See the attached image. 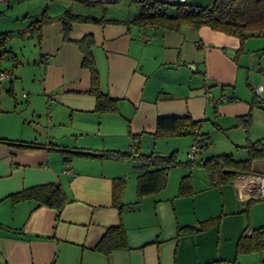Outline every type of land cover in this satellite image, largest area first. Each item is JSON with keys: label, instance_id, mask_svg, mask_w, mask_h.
<instances>
[{"label": "crops", "instance_id": "1", "mask_svg": "<svg viewBox=\"0 0 264 264\" xmlns=\"http://www.w3.org/2000/svg\"><path fill=\"white\" fill-rule=\"evenodd\" d=\"M211 2L183 3L203 8ZM140 7L136 0H119L99 11L75 13L118 22L72 23L69 41L64 40L59 20L67 9L48 13L40 30L30 32L37 35L43 69L36 93L42 106H35L30 94L21 97L29 100L25 111L31 107L37 117L46 114L45 126L31 124V119L26 123L24 116L16 118L18 95L12 82L16 74L12 68L0 70L12 76L0 78V264H252V259L246 261L252 253L235 252L237 239L255 229L240 215L239 208L248 199L236 181L238 175L230 184L213 187L201 164L212 155L246 157L240 116L251 115L250 141L264 139V108L256 104L253 92L256 85L264 88V47L246 50L248 38L240 50L238 38L206 25L140 28L132 24ZM173 10L170 7L167 13ZM88 34L94 40L100 90L117 101L116 112L94 111L89 72L81 67L82 54L75 43ZM5 95L14 107H5ZM158 117H190L201 122V132L208 137L217 132L211 154L206 155L210 142L187 168L194 138L186 135L190 141L186 138L184 146L177 137L155 140ZM132 147L127 158L101 156ZM181 147L186 148L185 156L170 168L166 187L138 199L135 187L142 173L138 157L177 154ZM63 151L75 153L65 162ZM251 173L264 174V159L253 161ZM184 175L191 177L192 192L180 196ZM116 179L124 184L120 209L112 199ZM53 183L61 185L67 198L58 215L34 201L9 199L24 189ZM119 225L127 249L107 258L95 247L109 227ZM184 227L199 230L177 235Z\"/></svg>", "mask_w": 264, "mask_h": 264}, {"label": "trees", "instance_id": "2", "mask_svg": "<svg viewBox=\"0 0 264 264\" xmlns=\"http://www.w3.org/2000/svg\"><path fill=\"white\" fill-rule=\"evenodd\" d=\"M140 12L137 17L132 19V24L142 28L147 26L163 27L177 30L183 25L200 27L206 25L209 28L234 36L240 41V50L243 42L252 36L264 37V0H212L208 7H191L185 3H167L155 2L145 8L141 0ZM83 3L85 6H104L93 3ZM172 7L173 14H168L167 9ZM164 9L165 13H160ZM47 17L46 11L42 13L41 19L30 24L28 31L40 30ZM62 24L63 37L69 41V33L72 23H116L117 20L95 18L75 14L72 11H64L59 17ZM3 37V36H2ZM82 54L81 67L89 72L90 88L88 94L94 96L96 113H112L117 111V101L108 97L100 90L99 75L96 69L92 48L94 40L91 34L85 35L75 42ZM238 50V54L240 53ZM264 54V49H261ZM3 54L0 53V61ZM229 99L228 101H233ZM258 105V101H255ZM259 106V105H258ZM262 108V107H261ZM238 124L242 125L245 132L246 144L243 148L246 150V157L242 160H236L230 154L212 155L206 158L201 164L208 181L213 187H220L230 184L239 174L251 173L252 163L255 160L264 159V139L250 141L248 139L251 126V115L240 116ZM200 121L193 120L190 117H158L156 119V129L152 134L155 140L169 139L190 135L200 142V149L206 147L209 141L208 134L201 132ZM213 124V123H212ZM214 125V124H213ZM133 136L132 139H135ZM64 161L68 162L75 152L63 151ZM198 152V151H197ZM196 152V153H197ZM195 153V154H196ZM87 154V153H84ZM104 158L121 159L130 156L129 152L104 151L101 155ZM138 159L142 162L140 168L142 173L137 177L136 195L140 199L147 195L155 194L166 187L168 172L170 168L177 166L180 162L177 160L176 152L168 156L140 155ZM185 166L192 164V159L188 158ZM124 188L123 180L116 179L113 184V205L118 209L122 208L120 196ZM191 177L184 175L178 186V195L186 196L191 194ZM12 203L21 201H34L36 206H45L56 210L57 215L67 203L65 193L58 183L38 185L9 196ZM254 201L249 199L245 205L246 210L250 203ZM199 228L184 227L179 228V234L192 233ZM246 231L237 239L235 252L237 255L249 254L264 251V226L253 229L249 236H245ZM127 249L125 232L122 226L109 227L97 243L95 250L105 255L107 258L112 254Z\"/></svg>", "mask_w": 264, "mask_h": 264}, {"label": "rangeland", "instance_id": "3", "mask_svg": "<svg viewBox=\"0 0 264 264\" xmlns=\"http://www.w3.org/2000/svg\"><path fill=\"white\" fill-rule=\"evenodd\" d=\"M60 9H67L74 13H91L93 10L99 11L100 6H85L76 0H0V53L3 54L0 61V70L12 68L15 71L16 78H13L12 82L15 85L14 95L15 97L18 95L16 97V105H19L16 118L24 116L27 121L26 123H29L31 119V124L38 123L45 126L44 120L46 119L45 113L40 114L39 117H37V114L34 115L31 107L25 111L24 108L29 104V100L21 97L22 93L25 95L30 94L33 96L32 101H34L35 106H42L41 97L39 95L36 97V93H40L38 81L42 76L43 70L40 67L38 59L37 35L31 36L28 28L32 22L41 19L44 11L48 14L59 12ZM249 38L245 46L246 50L249 49L254 52L256 49L264 47V37L255 36ZM38 65L39 67L37 68ZM17 70L19 72H16ZM8 85L7 83L6 89H8ZM3 99L5 107H9L10 105L14 107L15 102L13 103V100L10 101L7 95ZM31 115H33V118H31ZM217 134L215 131L209 133L208 143L210 144L211 142V144L206 155L211 154L210 146L215 141L214 138L216 137L214 135ZM186 138L190 141L188 136L177 137V141L181 142V145L184 146ZM220 141L221 139L217 140V142ZM182 150L184 151L182 152ZM179 151L177 152V158L184 157L186 148L181 147ZM245 153L243 154L244 157ZM242 209H246V205L239 208L240 215L245 220L246 225L250 222L255 229L264 226V200L252 201L247 208V212H242ZM252 254V256L246 257V261L252 259V264H264V251Z\"/></svg>", "mask_w": 264, "mask_h": 264}, {"label": "built area", "instance_id": "4", "mask_svg": "<svg viewBox=\"0 0 264 264\" xmlns=\"http://www.w3.org/2000/svg\"><path fill=\"white\" fill-rule=\"evenodd\" d=\"M78 2H84V3H93V4H100V5H110L118 2L119 0H76ZM185 0H175L174 3H183ZM142 5L147 8L149 5L155 3L154 0H141ZM160 13H165L164 9L160 10ZM141 38H145V36H141ZM1 79H10L12 78L11 75L8 74H0ZM253 92L255 96L258 98V105L262 108H264V95H262V92H264V88H262L261 85H256L253 88ZM200 150V142L195 140L193 144L190 147V150L188 152V158L193 159L195 153ZM134 148H130L129 153H133ZM236 181H239L243 188L246 191L247 199H253V200H264V174H258V173H251V174H244V175H238L236 177ZM252 230H248L246 232V236H249L251 234Z\"/></svg>", "mask_w": 264, "mask_h": 264}]
</instances>
